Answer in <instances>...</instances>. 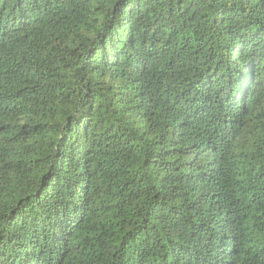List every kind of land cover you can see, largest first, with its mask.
Instances as JSON below:
<instances>
[{
	"label": "trees",
	"instance_id": "16d2710c",
	"mask_svg": "<svg viewBox=\"0 0 264 264\" xmlns=\"http://www.w3.org/2000/svg\"><path fill=\"white\" fill-rule=\"evenodd\" d=\"M0 264H264V0H0Z\"/></svg>",
	"mask_w": 264,
	"mask_h": 264
}]
</instances>
